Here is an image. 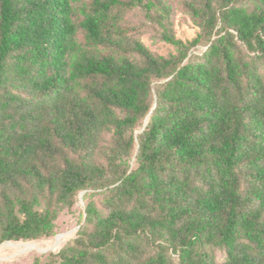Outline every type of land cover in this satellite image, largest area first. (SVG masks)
Listing matches in <instances>:
<instances>
[{
  "label": "trees",
  "instance_id": "obj_1",
  "mask_svg": "<svg viewBox=\"0 0 264 264\" xmlns=\"http://www.w3.org/2000/svg\"><path fill=\"white\" fill-rule=\"evenodd\" d=\"M81 197L31 264H264V0H0V245Z\"/></svg>",
  "mask_w": 264,
  "mask_h": 264
},
{
  "label": "rangeland",
  "instance_id": "obj_2",
  "mask_svg": "<svg viewBox=\"0 0 264 264\" xmlns=\"http://www.w3.org/2000/svg\"><path fill=\"white\" fill-rule=\"evenodd\" d=\"M175 30L177 37L183 41L192 40L198 32L190 18L182 12L176 13ZM141 40L153 53L158 55L167 56L173 51L171 46L159 41L152 33L144 34ZM83 207L84 201L81 197L76 214L62 218L63 232L53 239L34 243H5L0 245V264H31L34 255L57 253L62 246L74 239L79 228Z\"/></svg>",
  "mask_w": 264,
  "mask_h": 264
}]
</instances>
